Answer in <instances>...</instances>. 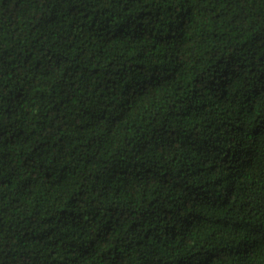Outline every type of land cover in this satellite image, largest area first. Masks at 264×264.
I'll use <instances>...</instances> for the list:
<instances>
[{"label":"trees","instance_id":"1","mask_svg":"<svg viewBox=\"0 0 264 264\" xmlns=\"http://www.w3.org/2000/svg\"><path fill=\"white\" fill-rule=\"evenodd\" d=\"M0 264H264V0H0Z\"/></svg>","mask_w":264,"mask_h":264}]
</instances>
